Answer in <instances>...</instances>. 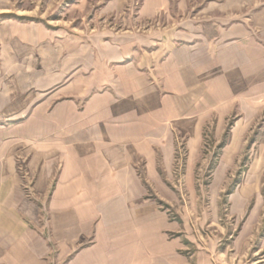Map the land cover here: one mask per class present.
I'll use <instances>...</instances> for the list:
<instances>
[{"label": "crops", "instance_id": "obj_1", "mask_svg": "<svg viewBox=\"0 0 264 264\" xmlns=\"http://www.w3.org/2000/svg\"><path fill=\"white\" fill-rule=\"evenodd\" d=\"M134 18L181 27L56 65L67 80L44 95L52 80L24 97V75L0 100L15 121L0 124V264L188 262L159 202L175 198L176 136L195 144L204 110L260 102L264 0H141Z\"/></svg>", "mask_w": 264, "mask_h": 264}, {"label": "rangeland", "instance_id": "obj_2", "mask_svg": "<svg viewBox=\"0 0 264 264\" xmlns=\"http://www.w3.org/2000/svg\"><path fill=\"white\" fill-rule=\"evenodd\" d=\"M106 2L0 0V100L22 90L24 75L28 84L48 76L52 83L44 95L67 80L59 78L56 65L96 60L100 46L127 35L181 27L136 22L141 0H127L118 13L105 12ZM261 76L259 103H234L228 112L204 110L195 144L176 136L174 178L164 186L175 198L159 202L175 228L168 237L179 243L177 253L186 264H264V67ZM32 85L22 96L35 90ZM3 122L15 121L0 117Z\"/></svg>", "mask_w": 264, "mask_h": 264}]
</instances>
